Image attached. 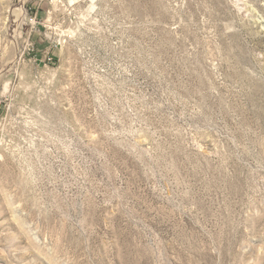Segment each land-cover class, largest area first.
<instances>
[{"label":"rangeland","instance_id":"374dc122","mask_svg":"<svg viewBox=\"0 0 264 264\" xmlns=\"http://www.w3.org/2000/svg\"><path fill=\"white\" fill-rule=\"evenodd\" d=\"M0 264H264V0H0Z\"/></svg>","mask_w":264,"mask_h":264},{"label":"built area","instance_id":"2783aa9c","mask_svg":"<svg viewBox=\"0 0 264 264\" xmlns=\"http://www.w3.org/2000/svg\"><path fill=\"white\" fill-rule=\"evenodd\" d=\"M28 23L31 25V26H35L38 24L37 22V18L36 16H30L29 19H28Z\"/></svg>","mask_w":264,"mask_h":264}]
</instances>
